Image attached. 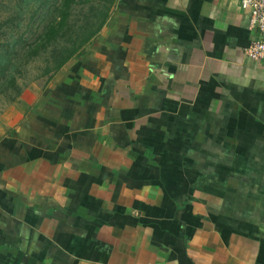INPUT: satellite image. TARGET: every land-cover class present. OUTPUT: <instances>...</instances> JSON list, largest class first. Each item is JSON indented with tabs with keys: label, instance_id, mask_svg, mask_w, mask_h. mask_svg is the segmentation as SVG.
I'll return each mask as SVG.
<instances>
[{
	"label": "crops",
	"instance_id": "1",
	"mask_svg": "<svg viewBox=\"0 0 264 264\" xmlns=\"http://www.w3.org/2000/svg\"><path fill=\"white\" fill-rule=\"evenodd\" d=\"M257 35L241 0H116L0 155V264H264Z\"/></svg>",
	"mask_w": 264,
	"mask_h": 264
},
{
	"label": "rangeland",
	"instance_id": "2",
	"mask_svg": "<svg viewBox=\"0 0 264 264\" xmlns=\"http://www.w3.org/2000/svg\"><path fill=\"white\" fill-rule=\"evenodd\" d=\"M106 1L0 0V155L18 142L19 115L28 113L32 95L53 94L60 87L54 80L65 64L57 71L46 69L76 41L83 26L97 21L100 15L94 16ZM96 35L69 60L93 49Z\"/></svg>",
	"mask_w": 264,
	"mask_h": 264
},
{
	"label": "trees",
	"instance_id": "3",
	"mask_svg": "<svg viewBox=\"0 0 264 264\" xmlns=\"http://www.w3.org/2000/svg\"><path fill=\"white\" fill-rule=\"evenodd\" d=\"M115 0H108L104 5L101 6L100 11L94 16V19H97L98 15H100L96 22H88L85 26V29L81 32H79V36L76 39V41L71 44L65 51L59 54L58 59L56 60L55 64L47 68V71H57L59 70L66 62H68L69 59H71L73 56H77L81 53L79 52V49L83 47L85 44H87L90 39L95 36L105 25L107 18L110 14L111 8L114 4Z\"/></svg>",
	"mask_w": 264,
	"mask_h": 264
},
{
	"label": "built area",
	"instance_id": "4",
	"mask_svg": "<svg viewBox=\"0 0 264 264\" xmlns=\"http://www.w3.org/2000/svg\"><path fill=\"white\" fill-rule=\"evenodd\" d=\"M245 9L249 10L250 24L257 31V38L244 49L245 55L264 64V0H241Z\"/></svg>",
	"mask_w": 264,
	"mask_h": 264
}]
</instances>
